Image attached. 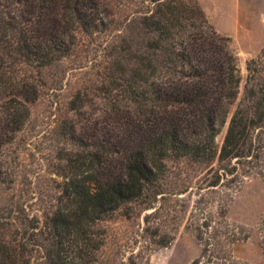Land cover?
Listing matches in <instances>:
<instances>
[{"label": "trees", "instance_id": "trees-1", "mask_svg": "<svg viewBox=\"0 0 264 264\" xmlns=\"http://www.w3.org/2000/svg\"><path fill=\"white\" fill-rule=\"evenodd\" d=\"M16 3L12 51L41 64L65 42V22L75 18L84 30L104 23L98 0ZM127 20V34L114 46L116 54L125 51L123 84L114 89L108 119L75 136L87 143L68 157L60 205L48 218L55 247L50 258L87 264L90 248H99L92 229L100 221L130 202L155 208L172 184L166 163L171 159L202 170L206 203H213L211 210L198 208L200 223V216L190 223L201 246L191 264H233L232 246L251 233L227 219V207L245 178H264V46L246 61L242 78L230 38L215 30L196 0H148ZM114 62L121 63L117 55ZM6 243L0 241V264H20Z\"/></svg>", "mask_w": 264, "mask_h": 264}, {"label": "rangeland", "instance_id": "rangeland-1", "mask_svg": "<svg viewBox=\"0 0 264 264\" xmlns=\"http://www.w3.org/2000/svg\"><path fill=\"white\" fill-rule=\"evenodd\" d=\"M17 1L0 0V142H5L0 145V241L20 256V264H58L50 258L55 247L48 218L60 205L67 159L87 143L75 136L108 119L125 71V51L116 54L115 43L126 36L130 14L148 0H98L104 4L103 25L84 30L75 18L65 22V42L43 64L12 51ZM196 2L215 30L230 38L244 78L246 61L264 46V0ZM22 98L30 100L24 107L18 104ZM166 163L172 184L155 208L130 202L100 221L92 229L99 248H90L87 264H191L200 255L192 226L197 217L202 221L199 207L213 206L206 203L210 194L202 189V170L185 160ZM263 218L264 178L251 175L227 207V219L251 233L232 246L233 264H264ZM167 240L166 246L154 243Z\"/></svg>", "mask_w": 264, "mask_h": 264}]
</instances>
